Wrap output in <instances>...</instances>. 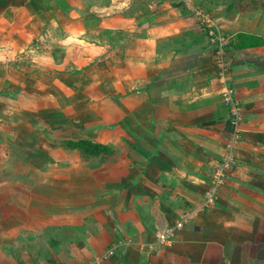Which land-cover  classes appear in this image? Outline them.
<instances>
[{
  "label": "crops",
  "instance_id": "crops-1",
  "mask_svg": "<svg viewBox=\"0 0 264 264\" xmlns=\"http://www.w3.org/2000/svg\"><path fill=\"white\" fill-rule=\"evenodd\" d=\"M235 1L0 0V264H84L121 239L100 264H264V0ZM213 27L244 114L201 210L230 133Z\"/></svg>",
  "mask_w": 264,
  "mask_h": 264
},
{
  "label": "built area",
  "instance_id": "built-area-1",
  "mask_svg": "<svg viewBox=\"0 0 264 264\" xmlns=\"http://www.w3.org/2000/svg\"><path fill=\"white\" fill-rule=\"evenodd\" d=\"M201 20L209 27L213 26L210 16L202 11H196ZM210 38L215 43L214 61L217 70L218 83L220 84V94L229 110V127L230 133L225 143L224 153L220 162L214 167L210 183L204 193V198L200 204V209L211 207L218 196V189L225 183L229 172L236 166L235 148L242 137L241 123L243 120L244 110L241 103L234 94L232 85L229 83L230 62L227 57L228 45L231 39L222 33L217 27L210 29ZM191 213L183 214L172 224L167 225L156 235V242L159 244H171L174 241L177 230L182 229L185 222L189 219ZM129 240H118L115 245L104 251L100 255H96L92 260L84 264H100L104 259H108L115 253L118 245L122 246Z\"/></svg>",
  "mask_w": 264,
  "mask_h": 264
},
{
  "label": "trees",
  "instance_id": "trees-1",
  "mask_svg": "<svg viewBox=\"0 0 264 264\" xmlns=\"http://www.w3.org/2000/svg\"><path fill=\"white\" fill-rule=\"evenodd\" d=\"M240 5H242V4L238 3V1L236 0L235 2L227 5V10H232L235 7L239 8ZM70 144H71V146L80 148L82 151L89 153V154H92V155H98L101 153H108L111 151L106 145H103L101 143L94 142L91 140H87V139H81V140L72 142Z\"/></svg>",
  "mask_w": 264,
  "mask_h": 264
},
{
  "label": "rangeland",
  "instance_id": "rangeland-1",
  "mask_svg": "<svg viewBox=\"0 0 264 264\" xmlns=\"http://www.w3.org/2000/svg\"><path fill=\"white\" fill-rule=\"evenodd\" d=\"M250 6H251V4H249V3H245L243 5H240V7L244 8V10L248 9ZM259 6L261 7L262 5L259 4V5L254 6V7L258 8Z\"/></svg>",
  "mask_w": 264,
  "mask_h": 264
}]
</instances>
